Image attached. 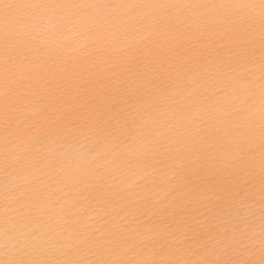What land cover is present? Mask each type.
<instances>
[{
	"label": "snow or ice",
	"instance_id": "6c2138e0",
	"mask_svg": "<svg viewBox=\"0 0 264 264\" xmlns=\"http://www.w3.org/2000/svg\"><path fill=\"white\" fill-rule=\"evenodd\" d=\"M0 264H264V0H0Z\"/></svg>",
	"mask_w": 264,
	"mask_h": 264
}]
</instances>
